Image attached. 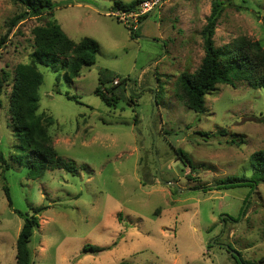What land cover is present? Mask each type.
Listing matches in <instances>:
<instances>
[{
    "label": "rangeland",
    "instance_id": "374dc122",
    "mask_svg": "<svg viewBox=\"0 0 264 264\" xmlns=\"http://www.w3.org/2000/svg\"><path fill=\"white\" fill-rule=\"evenodd\" d=\"M52 1V17L17 22L0 50V69L9 74L0 154L10 165L0 177V264H16L23 222L16 211L36 206L48 207L29 242L31 264H237L228 248L264 264V184L245 204L248 187L216 189L227 176H248L250 155L264 150V88L218 84L205 95L203 112L175 94L178 76L200 65V32L213 0H163L136 29L113 15V0ZM222 1L214 46L246 37L264 49V0ZM23 9L0 0V36ZM52 19L76 42L93 38L98 51L95 63L69 82L61 64L38 66V112L53 117L52 145L74 170L28 179L14 158L22 151L11 128L9 92L16 65L29 62L35 48L32 29ZM99 77L109 79L100 90L112 87L118 96L112 106L94 91ZM157 170L175 186L159 180ZM85 244L113 245L91 253L82 251Z\"/></svg>",
    "mask_w": 264,
    "mask_h": 264
},
{
    "label": "trees",
    "instance_id": "16d2710c",
    "mask_svg": "<svg viewBox=\"0 0 264 264\" xmlns=\"http://www.w3.org/2000/svg\"><path fill=\"white\" fill-rule=\"evenodd\" d=\"M13 1L24 9L11 19L7 31L0 36V50L4 47L17 22L27 17H52L55 7L52 0ZM141 1L133 0L125 3L121 0H113L112 7L114 10L129 12L135 10ZM223 9L222 0L212 1L210 13L200 32L204 50L200 65L193 73H181L176 80L177 98L184 100L186 106L195 112L205 110V95L213 91L218 84L235 86L237 81H245L253 89L264 88V49L258 41L239 37L223 46H214L213 35ZM147 15L148 13L141 18L144 19ZM32 33L35 48L30 54V61L16 65L9 92L11 128L18 143L16 147L22 151L14 158L18 164L26 166L28 179L40 177L47 170L59 168L74 170V164L60 156L52 145L48 126L54 122L53 117L44 116L38 112V90L43 81L38 66L61 64L64 68L63 77L69 82L79 75L82 66H91L95 63V55L98 51L97 42L93 38L85 36L76 42L61 29L55 19L47 21L45 25L34 27ZM8 78L9 74L0 69V108L2 107L1 95ZM108 80L99 77V85L94 91L107 106H112L118 101V96L111 90L112 87L105 88V92L100 90V85ZM178 154L184 157V163L188 162L184 152L178 150ZM249 165L250 174L248 176L245 174L227 176L216 182V189L248 187L249 192L244 199L245 204L251 191L258 184H264V150L253 152L249 157ZM9 167V163L0 154V177L3 180L5 179L4 172ZM2 188L11 205L8 186L3 184ZM203 189L209 190L207 187ZM47 207H32L30 212L26 213L16 211L23 220L15 242L16 264H31L29 242L33 231L39 226V214ZM112 245L100 247L85 244L82 251L96 253L111 248ZM231 256L237 264H240V261L242 264H254L252 261L241 259L240 256L239 258L232 254Z\"/></svg>",
    "mask_w": 264,
    "mask_h": 264
},
{
    "label": "built area",
    "instance_id": "2783aa9c",
    "mask_svg": "<svg viewBox=\"0 0 264 264\" xmlns=\"http://www.w3.org/2000/svg\"><path fill=\"white\" fill-rule=\"evenodd\" d=\"M163 0H142L136 7L135 10L125 12L122 10H116L113 12V15L116 16L120 20H127L132 24L139 23V19L146 13H149L153 10L156 6L161 4ZM133 25V29L137 28V25Z\"/></svg>",
    "mask_w": 264,
    "mask_h": 264
},
{
    "label": "water",
    "instance_id": "95a60500",
    "mask_svg": "<svg viewBox=\"0 0 264 264\" xmlns=\"http://www.w3.org/2000/svg\"><path fill=\"white\" fill-rule=\"evenodd\" d=\"M154 112H155V102H154V110H153V114H154ZM154 135H155V134H154ZM154 138H156V137L154 136ZM154 143H155V142H154ZM153 153H154V156H155V160H156V162H157V165H158V167H159V164H158V161H157V158H156V155H155V151H154V149H153ZM157 176H158V178H159V170H157ZM159 180L162 181V179H160V178H159ZM162 182H164V183H168V184H172V185L175 186V184H174V183H171V182H166V181H162ZM224 218H225V215H221L222 226L224 225ZM224 246H225L226 248H228L227 245H224ZM229 251H230L231 254L234 255L235 257H238V256H239V254H238L237 251H234V250H232V249H230Z\"/></svg>",
    "mask_w": 264,
    "mask_h": 264
},
{
    "label": "crops",
    "instance_id": "0c3cea01",
    "mask_svg": "<svg viewBox=\"0 0 264 264\" xmlns=\"http://www.w3.org/2000/svg\"><path fill=\"white\" fill-rule=\"evenodd\" d=\"M141 24V23H140Z\"/></svg>",
    "mask_w": 264,
    "mask_h": 264
},
{
    "label": "flooded vegetation",
    "instance_id": "af4514ba",
    "mask_svg": "<svg viewBox=\"0 0 264 264\" xmlns=\"http://www.w3.org/2000/svg\"><path fill=\"white\" fill-rule=\"evenodd\" d=\"M229 249V248H228Z\"/></svg>",
    "mask_w": 264,
    "mask_h": 264
}]
</instances>
